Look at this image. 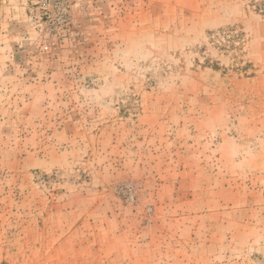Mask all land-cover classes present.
I'll return each instance as SVG.
<instances>
[{
	"label": "rangeland",
	"instance_id": "obj_1",
	"mask_svg": "<svg viewBox=\"0 0 264 264\" xmlns=\"http://www.w3.org/2000/svg\"><path fill=\"white\" fill-rule=\"evenodd\" d=\"M51 1L0 0V264H264L261 0Z\"/></svg>",
	"mask_w": 264,
	"mask_h": 264
},
{
	"label": "built area",
	"instance_id": "obj_2",
	"mask_svg": "<svg viewBox=\"0 0 264 264\" xmlns=\"http://www.w3.org/2000/svg\"><path fill=\"white\" fill-rule=\"evenodd\" d=\"M51 3L60 7V9L59 8L58 9L60 10L62 16H65L67 14L66 2L64 0H52ZM46 15H48V13H46ZM126 193H127V191H126ZM130 197H131V195H130Z\"/></svg>",
	"mask_w": 264,
	"mask_h": 264
},
{
	"label": "trees",
	"instance_id": "obj_3",
	"mask_svg": "<svg viewBox=\"0 0 264 264\" xmlns=\"http://www.w3.org/2000/svg\"><path fill=\"white\" fill-rule=\"evenodd\" d=\"M253 8H255L257 12H261L264 14V0L254 3ZM235 38H238V35Z\"/></svg>",
	"mask_w": 264,
	"mask_h": 264
}]
</instances>
